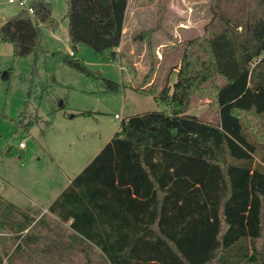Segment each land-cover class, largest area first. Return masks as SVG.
Here are the masks:
<instances>
[{
	"label": "trees",
	"instance_id": "obj_1",
	"mask_svg": "<svg viewBox=\"0 0 264 264\" xmlns=\"http://www.w3.org/2000/svg\"><path fill=\"white\" fill-rule=\"evenodd\" d=\"M128 1L66 0L74 49L85 44L101 60H115ZM168 1H159L155 25L134 38L146 40L150 56L144 81L155 63L152 35L164 32ZM29 6L32 13L22 8L0 23V42L12 46L14 57L44 51L40 25L52 31L59 26L49 2L33 0ZM209 6L203 34L169 46L180 50L172 86L153 81L147 90L135 89L166 109L121 121L48 208L70 221L69 245L86 264L92 254L101 264H264V167L254 159L264 153V109L225 101L231 91L264 95V0H209ZM63 62L101 79L74 53ZM104 83L117 90V84ZM198 96L208 100L215 123L188 113ZM234 136L247 154L231 148ZM15 151L8 147L1 154ZM12 210L8 204L0 223L18 233L33 219L13 223ZM4 254L0 248V264L8 261Z\"/></svg>",
	"mask_w": 264,
	"mask_h": 264
},
{
	"label": "rangeland",
	"instance_id": "obj_2",
	"mask_svg": "<svg viewBox=\"0 0 264 264\" xmlns=\"http://www.w3.org/2000/svg\"><path fill=\"white\" fill-rule=\"evenodd\" d=\"M13 1L0 0V23L22 9L18 0ZM24 1L27 7L33 0ZM45 1L51 4L52 16L59 26L52 31L40 25L44 51L36 56L14 57L11 45L0 42V205L6 208L11 202L34 215L46 207L49 198L55 196L53 192L63 190L98 154L118 130L121 121L133 115L166 109L164 104L135 89L147 90L153 81L160 87H171L176 80L180 58V50L171 45L202 35L211 18L209 0H169L164 32L152 35L151 51L155 63L149 78L144 81L151 66L150 56L146 40L134 38L155 25L160 0L128 1L124 19L126 33L121 48L124 58L108 62L101 60L85 44L74 49L68 34L66 0ZM70 51L101 79L95 81L65 65L63 56L69 55ZM105 81L117 84V90L106 89ZM245 85L248 86V81ZM225 101L228 104L251 103L264 109L263 94L244 91L238 95L231 91L226 94ZM207 105L206 98L195 97L188 113L215 123L217 115ZM81 111L91 115H77ZM261 118L264 128V114ZM30 120L34 122L27 126ZM20 143L25 147L21 151L18 150ZM244 145L236 136L231 138V148L236 154H247ZM8 147H13L15 153L3 156L1 152ZM262 157L263 152L254 154L255 162L264 167ZM47 227L48 231L39 223L30 232L37 237L38 246L49 241L44 238L49 231V234L59 231L64 237L70 236L63 226L50 222ZM7 250L3 255L4 261L8 255L6 264H28L29 255L18 258L16 253L9 254L10 247ZM34 255L36 258L41 256L40 253ZM78 258L81 255L67 258L63 264H86L83 257ZM53 259L47 264H52ZM90 259V264H101L96 255L92 254Z\"/></svg>",
	"mask_w": 264,
	"mask_h": 264
},
{
	"label": "crops",
	"instance_id": "obj_3",
	"mask_svg": "<svg viewBox=\"0 0 264 264\" xmlns=\"http://www.w3.org/2000/svg\"><path fill=\"white\" fill-rule=\"evenodd\" d=\"M124 26H125V20H124V24H123L121 42H120L119 47L117 48V52H118L117 58H124L123 55H121V48L123 46L124 35L126 33V31L124 30ZM133 66H134V64H133ZM19 149L21 151V150L25 149V147L19 148ZM69 183H70V181L68 182V184ZM68 184L66 186H64L63 190L68 186ZM63 190L53 192L52 195H55V196H52V198L53 197H55V198H53V199L49 198V201H48V204L46 205V207H44V209L36 215L31 213L26 208H23V207L15 205L11 202H8L7 205L10 204L13 207L12 212L8 215L9 220L13 221V223L19 222L28 216V217L32 218L33 221L30 223V225L26 229H24L23 231L18 232V233L15 232L14 229L10 230V228H8L5 223H0V248H1V250L7 254V252H8L7 249H8V247H10L9 254L16 253L15 255L18 258L20 257L19 255H23V257H24V255H26V256L29 255L27 257L28 258L27 259L28 264H47L48 262H50L52 257L54 258L52 264H63L64 263L63 259L66 258L68 255H71V254L76 255V253L78 252L77 249H75L74 246L69 245V243L71 242V230L69 228L70 221L67 223L62 222V221H60V219L56 215L49 212V210H48L50 204L58 197V195ZM32 204L35 205L34 202H32ZM4 208H3V206L0 205V219H1L2 214L4 212ZM42 219L45 220V222L42 223L41 222ZM50 222L58 225L59 227L63 226V230H66V228H67L70 232V233L68 232V234H70V236L64 237L63 235H61L59 233V231L55 232V233L52 232L49 234V232H50L49 231L44 236V238L47 237L49 239V241L47 243L45 242L44 245L40 244L38 246V240H36L37 237L31 235L30 232H31L32 228L35 227L36 225H38L39 223H40V226H45L47 231H48L47 225L50 224ZM34 253H40L41 256L39 258H36L35 257L36 255H34ZM79 255H81V254L79 253ZM34 259H35V261H34ZM40 259L42 260V262L39 261ZM29 260H32V263H31V261L29 262Z\"/></svg>",
	"mask_w": 264,
	"mask_h": 264
},
{
	"label": "built area",
	"instance_id": "obj_4",
	"mask_svg": "<svg viewBox=\"0 0 264 264\" xmlns=\"http://www.w3.org/2000/svg\"><path fill=\"white\" fill-rule=\"evenodd\" d=\"M9 2L10 3H13V2H15V1H13V0H9ZM17 4L21 7V8H24V9H26L29 13H32V8L30 7V6H25V1L24 0H18L17 1ZM70 54L72 55L73 54V51H70ZM262 56H264V53H263V55ZM115 117H117V115H115ZM24 147V144H22V143H20L19 144V148H23Z\"/></svg>",
	"mask_w": 264,
	"mask_h": 264
},
{
	"label": "water",
	"instance_id": "obj_5",
	"mask_svg": "<svg viewBox=\"0 0 264 264\" xmlns=\"http://www.w3.org/2000/svg\"><path fill=\"white\" fill-rule=\"evenodd\" d=\"M105 85V84H104Z\"/></svg>",
	"mask_w": 264,
	"mask_h": 264
}]
</instances>
